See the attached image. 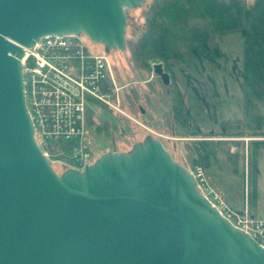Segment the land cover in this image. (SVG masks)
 Instances as JSON below:
<instances>
[{"label": "water", "instance_id": "obj_1", "mask_svg": "<svg viewBox=\"0 0 264 264\" xmlns=\"http://www.w3.org/2000/svg\"><path fill=\"white\" fill-rule=\"evenodd\" d=\"M144 2L0 0V264H264L151 134L60 174L34 138L22 46L74 33L124 51L126 11ZM153 73L170 83L161 62Z\"/></svg>", "mask_w": 264, "mask_h": 264}, {"label": "rangeland", "instance_id": "obj_2", "mask_svg": "<svg viewBox=\"0 0 264 264\" xmlns=\"http://www.w3.org/2000/svg\"><path fill=\"white\" fill-rule=\"evenodd\" d=\"M153 1L145 0L142 6L126 11L125 50L109 51L113 75L120 88L118 90L120 107L133 119L110 108H102L98 102H93L91 105L93 113L90 112L96 116L93 125L102 126V130L94 134L95 141L89 159L95 161L107 149L127 151L133 143L142 140L149 133L161 140L176 161L182 165L194 166L190 164L185 146H188V140L197 137L194 134L188 135V132L216 133L224 130V135L218 134L219 137L215 138L226 142L229 140L238 142L235 147L241 151L240 156L243 157L239 161V167L244 168L246 175L242 178L239 175H230L228 171L221 173L222 171L213 167L212 170L209 169L208 174L215 175L217 181L215 188L209 183L203 169L206 183L217 191L224 203L233 210L247 209L256 218L264 219V148L257 151V174L253 182L247 175L250 140L264 137L251 136L250 133L255 129L243 124L245 120L242 105L243 51L239 34L221 32L215 36L223 55L222 59L215 63L200 58L184 57L169 69L165 68L170 75V83L164 85L152 71V65L162 61L150 58L146 60L145 65H138L131 59L127 48V41L136 40L145 30L148 10ZM245 1L249 4L253 0ZM178 94L189 106L192 115L189 128L179 125L173 117L172 99L177 100ZM258 108L264 114V101ZM106 122L109 123V127L105 133ZM261 130H264V127ZM50 142L52 144L43 142V146L53 156L50 157L51 164L57 173L60 174L65 168L58 161L66 159L67 162H79L69 155H65L66 158H55L51 150L55 142ZM223 145L226 144L222 143L221 146Z\"/></svg>", "mask_w": 264, "mask_h": 264}, {"label": "trees", "instance_id": "obj_3", "mask_svg": "<svg viewBox=\"0 0 264 264\" xmlns=\"http://www.w3.org/2000/svg\"><path fill=\"white\" fill-rule=\"evenodd\" d=\"M221 32H237L242 41L243 124L255 129L251 136L264 137V130H261L264 114L258 108L264 101V0H253L249 4L245 0H154L148 10L145 30L136 40H128L127 48L131 59L138 65H145L147 59L156 58L169 69L184 57L215 63L223 57L215 39ZM171 109L174 120L189 128L192 115L179 94L177 100L172 99ZM106 125L108 128L109 123ZM100 130L102 126H95L96 134ZM224 133V130L216 133L188 132L197 138L188 140L189 144L185 146L190 164L201 166L215 188V175L208 174L213 167L221 173L228 171L230 175L242 178L246 175L244 168L239 167L243 157L235 147L238 142L215 138ZM250 141L247 175L253 182L257 174V151L264 148V139ZM222 143L226 145L221 146ZM54 147L52 145L51 150H56Z\"/></svg>", "mask_w": 264, "mask_h": 264}, {"label": "built area", "instance_id": "obj_4", "mask_svg": "<svg viewBox=\"0 0 264 264\" xmlns=\"http://www.w3.org/2000/svg\"><path fill=\"white\" fill-rule=\"evenodd\" d=\"M22 49L24 95L34 138L50 162L53 156L43 142L53 141L55 158L69 155L79 162L55 161L80 169L91 161L95 141L92 103L125 114L110 58L84 34L45 35ZM187 169L211 205L264 248V219L252 216L247 209L236 211L227 206L220 194L207 185L201 166Z\"/></svg>", "mask_w": 264, "mask_h": 264}, {"label": "flooded vegetation", "instance_id": "obj_5", "mask_svg": "<svg viewBox=\"0 0 264 264\" xmlns=\"http://www.w3.org/2000/svg\"><path fill=\"white\" fill-rule=\"evenodd\" d=\"M100 50H101V52L102 53H106V50H105V47L102 45L101 47H100ZM162 63V62H161ZM163 64V69H164V71H166V69H165V66H164V63H162ZM153 66V65H152ZM152 71H153V67H152ZM167 72V71H166ZM159 77V76H158ZM159 80H160V82H161V79H160V77H159ZM162 83V82H161ZM142 111H143V109H141ZM126 115H128V114H126ZM129 116V115H128ZM130 118H132L131 116H129ZM133 119V118H132ZM102 125V124H101ZM104 131H105V133H106V131H107V125L105 124L104 125ZM107 151H109L108 149L105 151V152H107ZM112 151V150H111Z\"/></svg>", "mask_w": 264, "mask_h": 264}, {"label": "crops", "instance_id": "obj_6", "mask_svg": "<svg viewBox=\"0 0 264 264\" xmlns=\"http://www.w3.org/2000/svg\"><path fill=\"white\" fill-rule=\"evenodd\" d=\"M253 216H255L253 213H252ZM256 217V216H255Z\"/></svg>", "mask_w": 264, "mask_h": 264}]
</instances>
